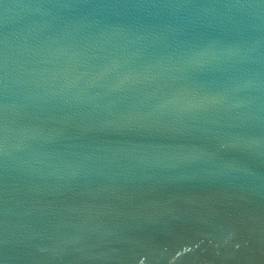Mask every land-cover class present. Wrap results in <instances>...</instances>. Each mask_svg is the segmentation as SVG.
I'll return each instance as SVG.
<instances>
[{
    "label": "water",
    "instance_id": "1",
    "mask_svg": "<svg viewBox=\"0 0 264 264\" xmlns=\"http://www.w3.org/2000/svg\"><path fill=\"white\" fill-rule=\"evenodd\" d=\"M0 264H264V0H0Z\"/></svg>",
    "mask_w": 264,
    "mask_h": 264
}]
</instances>
